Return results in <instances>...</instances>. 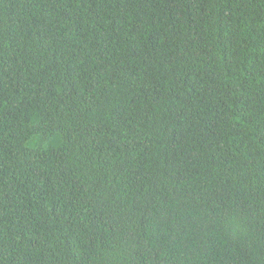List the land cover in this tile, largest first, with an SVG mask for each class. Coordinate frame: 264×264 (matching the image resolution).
<instances>
[{
	"label": "trees",
	"instance_id": "1",
	"mask_svg": "<svg viewBox=\"0 0 264 264\" xmlns=\"http://www.w3.org/2000/svg\"><path fill=\"white\" fill-rule=\"evenodd\" d=\"M0 264H264V0H0Z\"/></svg>",
	"mask_w": 264,
	"mask_h": 264
}]
</instances>
